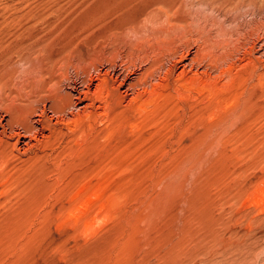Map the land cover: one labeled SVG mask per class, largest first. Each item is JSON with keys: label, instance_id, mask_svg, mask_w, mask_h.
<instances>
[{"label": "rangeland", "instance_id": "1", "mask_svg": "<svg viewBox=\"0 0 264 264\" xmlns=\"http://www.w3.org/2000/svg\"><path fill=\"white\" fill-rule=\"evenodd\" d=\"M148 1L0 0V104L27 103L40 79L49 78L40 72L49 70L47 58L57 74L69 67L63 83L69 93L85 79L70 64L104 72L111 56L133 48L135 56L152 54L159 47L153 34L188 42L192 56L201 46L216 54L233 50L218 67L204 56L183 78L182 68L175 71L173 82L199 79L188 98L170 100L150 120L132 115L110 131L97 123L96 140L77 158L61 168L50 162L48 173L26 172L0 189V264H264V200H254L264 193V0H236L222 9L184 0L172 13L177 31L165 20L129 28L126 19ZM30 46L37 71L20 62ZM233 62L232 77L222 76ZM46 114L56 122L49 103ZM8 115L0 113L4 123ZM18 148L22 154L24 145ZM94 191L101 199L89 218L99 220L86 230L71 212Z\"/></svg>", "mask_w": 264, "mask_h": 264}, {"label": "bare ground", "instance_id": "2", "mask_svg": "<svg viewBox=\"0 0 264 264\" xmlns=\"http://www.w3.org/2000/svg\"><path fill=\"white\" fill-rule=\"evenodd\" d=\"M235 1L236 0H197V3H205V5L219 7V6H227L231 3H234ZM182 2H184V0H150L148 2H145L144 6L141 9H139L137 12L129 16L126 19V22L129 24V28L137 29L144 22L150 21L151 23L152 22L160 23L165 20L170 25L169 27H171L172 29V30L170 29L171 31H175V30L177 31L180 27L177 29L175 28V26L179 24L176 25L175 21L173 22L174 16L172 15V13H173L174 7L179 3L181 4ZM245 3H247V0ZM249 4L255 5V1L250 0ZM219 8L222 9V7H219ZM177 12L176 14L174 13V15H178ZM222 15H225V13ZM175 19L177 20L178 18H175ZM181 20L183 21V19H180V21ZM176 23H178V21H176ZM170 30L168 29L169 32ZM153 35H157L154 37V40L158 43V45L157 44L156 45L159 47L153 49L152 54L147 52L148 50L147 51L143 50L140 55H139L140 53L139 51L138 56H135V53L132 52V50L134 49L133 48L129 52L127 51V54L126 53L121 54V55L117 54L114 57L110 55L112 57V59L111 58L109 59L110 60L109 63L111 66L104 72L100 70V68H97L96 65H93V67L95 68V74H93L94 72L91 71L92 70L91 68L89 69L86 66H82L80 65V63L74 64L73 62V64H70V67L76 70L78 74L83 73V75L85 76V79H83L82 85H79L80 88L77 87L78 84L76 85V83H73L71 85L69 83L70 89L72 91L69 93H64V88H63V83H65V80L68 82V79H69L68 78L69 77V74H68L69 67H64L62 72L60 74H57L58 72L56 71L57 72L56 73L53 70L55 69L53 68L54 61L52 62V60L54 59L50 61L49 58H47V61H49V70L47 69L48 67L45 65V66L40 67L41 68L40 72L41 74H43L44 72L49 73V78L47 80L46 78L44 79L42 78L40 79L41 80L40 82L37 80V77L34 75V81L37 80V82H40V83L33 89V91L30 94H28L29 96L25 100L27 101V103H17L16 101H13L9 104L8 103L0 104V113L5 112L9 114L8 116H10L9 120H7L6 123H4L1 120V116H0V129H1L0 131V189H5L6 187L10 186V184L12 183L13 180L16 179V177H18L17 179H19L23 175H25L26 172L48 173L49 170L51 169L50 167L51 164L49 165L50 162H53L59 165L60 167L63 165V163H66V162L68 163L70 160H73L74 157H76L78 153H81V152L84 153V151H86L87 149L88 142L90 140L92 141L96 140V137H97L96 136L97 134L96 124L97 123L106 122L108 124L107 130L110 131L111 128L114 127L118 122L122 123L128 120L131 121L130 118L132 117V115H138L146 120H150V117L156 111L159 112L163 109L164 106H167L170 100L174 98L175 99L178 98V101H180L182 98H184V96L188 98L187 95H185V93L187 94L188 92L186 90L191 88V85L193 84L195 85L197 81H199V79L196 78L197 76H195L193 78L191 77V79H189L190 77H188V79L185 80L184 83L180 82L179 80H177L176 82H173L171 78L174 73H177L175 72L177 69L182 68L180 75H181V78H183L187 74V72L189 71L192 72L193 68L195 67V63H197L204 56L209 57L210 62L212 63L210 65H214L216 67H218L217 64L219 62H228L233 56V50L226 51L221 54H216L210 51L209 49L207 51L206 50L207 48L202 47L201 45H200L201 47L197 48L198 50H197L196 55L192 56L190 52L191 47L188 45V42L184 45H179L173 39L176 36H174L173 38H170L167 35L165 36L160 35V34H153ZM170 35L172 36V34ZM179 37L180 39L183 40L181 36ZM199 40L197 39V41ZM230 49H232V47ZM182 50H184L185 52H181ZM56 52H59V51H56ZM52 55L53 54H51V56ZM35 59L36 58H34V47L30 46L25 51V53L20 57V62L27 61L28 64H31L34 67L35 64L33 65V63L35 62ZM119 59H120V63L118 62ZM55 63H56V60H55ZM167 63H168V66L166 67ZM38 65L37 64L35 65L34 67L35 70L38 67ZM59 65H62V63ZM63 65H64V62H63ZM139 68H140V72L136 74V71H138ZM163 69H165L166 71H164L163 75H161ZM233 69H235L234 62L228 63L227 69H224V70L222 69L223 70L222 76L229 75L230 77H232ZM52 71L55 73H53ZM193 73H196V72H193ZM206 73L208 74V72H205V74ZM4 74H5V70L0 68V84L3 81ZM21 74L22 73H20V75ZM133 75H136V76L132 78ZM157 77H158V81L156 80V83H153L152 80ZM69 81H71V79ZM214 82L215 81H213V83ZM203 83H202V86L207 83L206 85L208 87L209 85L208 82H205V84ZM202 86H198V87H201L202 90L203 88H206ZM32 88L33 87H31V89ZM93 88H94V91H93ZM124 88L125 90L121 92L120 89H124ZM42 89L43 91L44 89L48 90V93L41 94L40 92L42 91ZM206 90H208V88H206ZM206 90H203V92ZM210 94H212V92ZM129 96L131 97V99L128 101V104H126V106H123V102ZM48 103H49V111L50 113H52L53 116H55L56 122H53L52 118L50 116L48 117L46 114ZM41 104H43V107L39 106ZM153 116L155 117V114ZM19 145H24V152L22 154L15 153L16 151L20 152V149L18 148ZM55 168L57 169V167ZM84 193H85V190L78 192L74 199L79 200L83 196ZM254 198H255L254 199L255 202H261L264 200V193L257 194L256 197ZM100 199H101L100 191L99 192L94 191L93 194H91L90 197L87 199V201H85L83 206L79 207L76 211L71 212V217L75 221V223L76 224L83 223L86 230H90L91 228H93L94 225L98 222L99 216L91 215L90 218L89 216L92 213V211L96 208L95 204ZM101 209L103 210L104 208H101ZM87 216H88V219L83 222V219H85Z\"/></svg>", "mask_w": 264, "mask_h": 264}]
</instances>
